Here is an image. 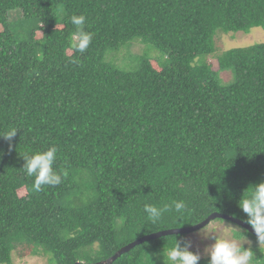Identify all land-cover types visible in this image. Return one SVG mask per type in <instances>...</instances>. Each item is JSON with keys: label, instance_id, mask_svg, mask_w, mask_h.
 <instances>
[{"label": "trees", "instance_id": "1", "mask_svg": "<svg viewBox=\"0 0 264 264\" xmlns=\"http://www.w3.org/2000/svg\"><path fill=\"white\" fill-rule=\"evenodd\" d=\"M72 14L93 33L83 54L70 49ZM255 27L264 0H0V132L19 129L11 151L0 138V264L19 244L50 264L94 263L213 212L243 220L238 200L264 181V43L217 54L216 39ZM136 38L165 59L118 63ZM53 145L68 176L37 192L21 155ZM174 201L186 204L182 219L173 208L147 221L146 203ZM176 235L112 264H163Z\"/></svg>", "mask_w": 264, "mask_h": 264}, {"label": "clouds", "instance_id": "2", "mask_svg": "<svg viewBox=\"0 0 264 264\" xmlns=\"http://www.w3.org/2000/svg\"><path fill=\"white\" fill-rule=\"evenodd\" d=\"M69 19L70 23L75 26V31L72 32L69 41L70 49L83 54L93 40V33L87 30V17L84 14H72ZM18 130L12 127L0 132V138L9 141V151L14 147L12 141ZM57 153L58 149L53 145L46 150L20 154L24 160L22 169L27 176L34 177L33 189L35 191H41L42 186L46 185L55 187L68 176L66 169L57 171L54 167ZM2 155L3 152H0V157ZM237 203L245 214L242 217L243 221L250 225L256 234L259 251L264 252V181L250 185ZM173 208L177 214L176 218L182 219L186 208L184 201H174L172 205L166 204L163 207L146 203L144 212L147 214L148 222L152 225H159L164 214ZM206 224L199 228L198 235L202 240L212 242L204 247L202 253L192 250L193 241L191 239L177 234L171 245L164 247L159 254L163 258V264H199L202 257L206 258V264H255L257 256L252 247L253 242L245 234L246 230L231 223H228L225 229L209 230L205 227ZM233 233L237 235L233 236Z\"/></svg>", "mask_w": 264, "mask_h": 264}, {"label": "rangeland", "instance_id": "3", "mask_svg": "<svg viewBox=\"0 0 264 264\" xmlns=\"http://www.w3.org/2000/svg\"><path fill=\"white\" fill-rule=\"evenodd\" d=\"M18 15L13 14L12 18H16ZM217 35H219L216 39V47H217V54H220L228 49L232 48H239V47H248L252 46L258 43H264V29L261 27H255L250 30V32L246 33L243 31L240 32H229L225 33L223 31H218ZM222 35V36H221ZM41 37V32L37 33V38ZM141 38H136L132 42L125 44L121 49L116 50V54L113 55L114 59L118 61V63L126 64L127 67H131V59L136 57L137 55L144 53V54H150L152 57L158 59H165V55L154 48L153 46L149 44H143L141 42ZM142 44H141V43ZM114 52V53H115ZM112 56V55H109ZM108 56V57H109ZM210 57V56H209ZM211 57L209 58V60ZM211 61L214 63V68L217 69L216 60L214 58L211 59ZM154 65L157 66L156 62H154ZM228 223H231L230 221H213L209 225L205 226L209 230L212 229H225L228 226ZM232 225H235L231 223ZM236 226V225H235ZM189 239L193 241L192 248L196 251L203 252L204 247L211 243L210 240H202L201 237L198 235V231L193 232L192 234H189ZM253 243L252 247L257 244V239L250 237L249 238ZM247 246V245H245ZM31 246H28V244H19L15 248V259L13 264H50L46 260L44 256H40L38 254H32V251L30 252Z\"/></svg>", "mask_w": 264, "mask_h": 264}, {"label": "water", "instance_id": "4", "mask_svg": "<svg viewBox=\"0 0 264 264\" xmlns=\"http://www.w3.org/2000/svg\"><path fill=\"white\" fill-rule=\"evenodd\" d=\"M217 218L225 219L227 221L235 223V224L239 225L240 227L247 229L249 232H251L252 234H254L256 236V234H255L254 230L251 228V226L246 224L243 220H241L239 218H235V217L228 215V214H222V213L215 212V213L211 214L204 221H202L196 225H193V226L183 227V228L167 229V230H163L160 232L145 235V236L131 242L130 244L122 247L120 250H118L116 252V254H114L112 257H110L106 260H102V261H98V262H94V263H85V262L77 261L74 264H112L118 257H120L122 254L130 251L132 248H134L138 244H141V243L148 241V240H152L155 238L166 236V235L193 233L195 231H198L199 228H201L207 222L208 223L205 226L209 225L213 220H216Z\"/></svg>", "mask_w": 264, "mask_h": 264}]
</instances>
